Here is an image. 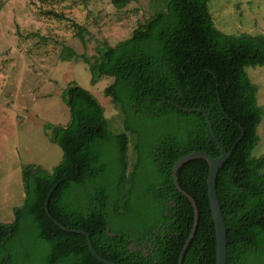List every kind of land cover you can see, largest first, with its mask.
I'll use <instances>...</instances> for the list:
<instances>
[{
	"label": "trees",
	"instance_id": "obj_1",
	"mask_svg": "<svg viewBox=\"0 0 264 264\" xmlns=\"http://www.w3.org/2000/svg\"><path fill=\"white\" fill-rule=\"evenodd\" d=\"M136 0H112L116 8ZM210 0H162L163 10L114 46L96 49L93 63L81 59L90 83L113 78L104 95L117 106L123 132L112 133L104 109L71 82L61 98L69 110L65 126L44 125L62 160L51 172L22 167L24 201L13 222L0 223V264H100L96 253L118 264H178L198 224L183 264H215V231L207 198L208 164L176 162L201 151L229 152L216 192L227 228V264H264V155L251 158L264 115L257 87L245 72L264 66V35H226L208 11ZM241 128V129H240ZM136 162L127 174L130 140ZM47 211L52 219L49 218ZM131 242L142 249L131 252Z\"/></svg>",
	"mask_w": 264,
	"mask_h": 264
},
{
	"label": "rangeland",
	"instance_id": "obj_2",
	"mask_svg": "<svg viewBox=\"0 0 264 264\" xmlns=\"http://www.w3.org/2000/svg\"><path fill=\"white\" fill-rule=\"evenodd\" d=\"M214 27L226 35H264V0H210ZM163 10L162 0H136L116 8L112 0H0V223L13 222L22 206L21 169L28 164L51 172L62 160L44 125L65 126L69 110L61 98L71 82L91 93L104 109L112 133L123 132L117 106L104 95L113 78L91 85L88 66L96 49L128 39L138 25ZM264 113V66L247 67ZM251 158L264 155V115ZM134 140L128 147L127 174L136 162ZM264 172V169H263Z\"/></svg>",
	"mask_w": 264,
	"mask_h": 264
},
{
	"label": "water",
	"instance_id": "obj_3",
	"mask_svg": "<svg viewBox=\"0 0 264 264\" xmlns=\"http://www.w3.org/2000/svg\"><path fill=\"white\" fill-rule=\"evenodd\" d=\"M180 110L185 112V113L197 112L199 114H203L205 121H206V124H207L208 129H209V133L211 135V138L220 151V156L218 158H214L205 152L197 151V152L190 153V154L180 158L176 162V164L173 168V171H172L173 181H174V184L176 185L175 173H176V170L181 165H183V164H185L191 160H195V159H202V160L207 162V164H208V176H207V181H206L207 198H208V202H209V208H210V212H211L212 221L214 224L215 240H216L215 264H227V228H226L225 220L223 218L221 207L219 204V200H218V196H217V192H216V184H217V176H218L219 172L222 170L225 163L231 157L232 152L235 149L238 142H240V140L243 136V130L240 128L241 133H242L241 138H239L237 140L236 144L228 152L219 143V140L217 139V137L213 131L209 116L207 115V113L204 110L200 109V110L195 111L192 109H183V108H181ZM188 198H189V201L191 202L192 207H193L194 212H195V224L193 226V229H192V232H191L189 238L185 242V245H184V247L180 253V256L178 259V264H183L185 253L189 247V244L193 238V235L195 234V229H196L197 224H198V212H197L195 202L190 197H188ZM47 214L49 215L48 211H47ZM49 218L52 219L50 217V215H49ZM53 222L61 230H64L66 232H73L75 234H79V235L84 236L86 239V244H87V247H88L90 253L97 260L98 263H100V264H118V263H114V262H111V261H108L106 259L101 258L96 253L95 249L93 248L90 237L84 231H81V230L69 231V230L65 229L64 227H62L61 225H59L57 222H55V221H53Z\"/></svg>",
	"mask_w": 264,
	"mask_h": 264
},
{
	"label": "flooded vegetation",
	"instance_id": "obj_4",
	"mask_svg": "<svg viewBox=\"0 0 264 264\" xmlns=\"http://www.w3.org/2000/svg\"><path fill=\"white\" fill-rule=\"evenodd\" d=\"M145 247H146L145 242H143L142 245L139 246V247H138L135 243L131 242L129 249L131 250V252H135L136 249H142V253H143L144 255H146V254H145V249H146Z\"/></svg>",
	"mask_w": 264,
	"mask_h": 264
}]
</instances>
